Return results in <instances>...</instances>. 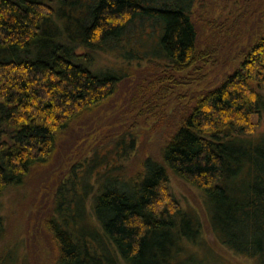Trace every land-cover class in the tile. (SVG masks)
Masks as SVG:
<instances>
[{
    "label": "trees",
    "instance_id": "16d2710c",
    "mask_svg": "<svg viewBox=\"0 0 264 264\" xmlns=\"http://www.w3.org/2000/svg\"><path fill=\"white\" fill-rule=\"evenodd\" d=\"M195 1L0 0V240L4 192L49 162L60 139L135 67L150 61L183 73L204 58ZM144 23L158 28L150 44L137 30ZM105 56L112 64L98 62ZM263 113L264 32L233 73L179 115L160 159L147 157L134 173L97 170L96 153L73 166L46 220L55 264H201L184 252L202 238L201 218L171 194V175L201 192L223 246L264 264V144L254 140L253 120ZM82 192L97 225L81 230Z\"/></svg>",
    "mask_w": 264,
    "mask_h": 264
},
{
    "label": "rangeland",
    "instance_id": "374dc122",
    "mask_svg": "<svg viewBox=\"0 0 264 264\" xmlns=\"http://www.w3.org/2000/svg\"><path fill=\"white\" fill-rule=\"evenodd\" d=\"M192 11L201 50L206 51L204 58L183 73H174L150 61L135 67L111 100L60 139L49 162L33 168L22 187L4 192L1 212L6 231L0 240V264H55L58 250L46 228V220L54 211L56 192L73 166L96 153L102 161L97 170L120 166L115 173L124 170L134 173L147 157L160 159L166 132L178 124L179 115L233 73L247 46L264 32V0H196ZM149 24H137L148 44V34L154 39L158 31L156 25ZM98 62L112 64L106 56ZM253 120L257 126L254 140L264 144V113ZM117 138L125 139L127 148L116 145ZM90 182L96 184L97 175ZM169 191L184 208L197 212L202 221V238L192 245L185 239L181 242L189 247L184 251L186 255H196L201 264H263L219 242L198 189L171 175ZM78 196L85 204L81 206L84 215L76 219V225L81 230L85 224L97 225L91 215V197L84 192ZM182 254V251L175 253L174 257L181 259ZM181 262L189 264L186 260Z\"/></svg>",
    "mask_w": 264,
    "mask_h": 264
}]
</instances>
